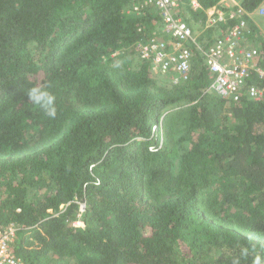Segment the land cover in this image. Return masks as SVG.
Masks as SVG:
<instances>
[{
    "label": "trees",
    "instance_id": "obj_1",
    "mask_svg": "<svg viewBox=\"0 0 264 264\" xmlns=\"http://www.w3.org/2000/svg\"><path fill=\"white\" fill-rule=\"evenodd\" d=\"M221 1L187 10L195 22L223 11L212 31H225L238 22L231 12L264 7ZM127 9L0 0V227L18 228L13 254L23 264H252L264 257V37L263 76L244 89L262 96L233 102L208 91L198 53L187 82L172 86L150 62L134 65L132 49L157 37L160 18ZM49 82L55 119L27 96Z\"/></svg>",
    "mask_w": 264,
    "mask_h": 264
},
{
    "label": "built area",
    "instance_id": "obj_2",
    "mask_svg": "<svg viewBox=\"0 0 264 264\" xmlns=\"http://www.w3.org/2000/svg\"><path fill=\"white\" fill-rule=\"evenodd\" d=\"M127 14L139 16L147 10H153L160 18V29L163 38L151 37L146 42H138L134 49L140 58L150 62L152 73L170 75L175 77V84L187 82L192 59V49H199L193 32L182 16V10L189 8L197 10V0H127ZM217 17L211 20V26L225 20L223 11L215 10ZM210 11V10H209ZM208 12V11H207ZM264 16V8L256 11ZM246 14L241 8L229 14V18H237L238 22L224 30H220L215 40L204 52V65L211 78L208 91L213 92L222 99L236 102L245 94L252 100H258L262 91L255 86L247 87V80L251 73L263 76V71L258 67L260 57L259 49L246 44V38L251 35ZM151 151L156 148L150 147ZM85 204L78 203L77 220L74 226L82 227V214ZM18 228L10 225L0 227V264H23L13 254L12 248L16 239Z\"/></svg>",
    "mask_w": 264,
    "mask_h": 264
},
{
    "label": "rangeland",
    "instance_id": "obj_3",
    "mask_svg": "<svg viewBox=\"0 0 264 264\" xmlns=\"http://www.w3.org/2000/svg\"><path fill=\"white\" fill-rule=\"evenodd\" d=\"M234 1L238 3L236 0ZM221 5L222 7H225V8L233 7V3L231 2V0H224V2ZM260 8H264V7H260ZM256 11L250 14L247 20V23L249 26L254 25L258 29V34L256 36L254 35L253 37L249 36L248 38H246V41H245L246 44L252 47H257V43L260 42V40L264 37V16L259 15ZM213 12H214L213 9L207 12V18L204 22H201V21L195 22L191 19L188 13V10L186 8L182 10L183 18L191 20L190 28L193 32V36L199 47V49L193 48L192 58L194 57L196 53H198V56L202 58V60L204 61V52L206 51L207 47L215 40V38L218 36L220 32V30L212 31V27H215V26H211V20L217 17L216 13L213 14ZM153 32L156 33L157 37L163 38L162 40L166 42L170 41V39H168L166 36L162 34L161 29H160V22L156 24ZM132 50H134V57H133L134 65H137L138 62H140L141 58L135 49H132ZM153 75L160 85H166V86L176 85L174 82L175 77H172L170 75H167V76L158 75L155 73H153ZM178 166H179L178 158L175 157L172 159V167H173L174 174L178 172Z\"/></svg>",
    "mask_w": 264,
    "mask_h": 264
},
{
    "label": "clouds",
    "instance_id": "obj_4",
    "mask_svg": "<svg viewBox=\"0 0 264 264\" xmlns=\"http://www.w3.org/2000/svg\"><path fill=\"white\" fill-rule=\"evenodd\" d=\"M52 84H37L31 87L27 91V96L29 98L30 104L39 108L48 118L55 119L58 114V109L56 106V96L50 91ZM255 247V246H254ZM264 247V245H261ZM249 255V249L247 247L241 250V256L247 258ZM252 264H264V257L261 255H256L252 259Z\"/></svg>",
    "mask_w": 264,
    "mask_h": 264
},
{
    "label": "crops",
    "instance_id": "obj_5",
    "mask_svg": "<svg viewBox=\"0 0 264 264\" xmlns=\"http://www.w3.org/2000/svg\"><path fill=\"white\" fill-rule=\"evenodd\" d=\"M224 2V0H222L221 1V4ZM231 2L233 3V6H236L237 5V3L234 1V0H231ZM235 3V4H234ZM228 8V7H227ZM215 10H218V9H215ZM255 25H256V23H255Z\"/></svg>",
    "mask_w": 264,
    "mask_h": 264
}]
</instances>
